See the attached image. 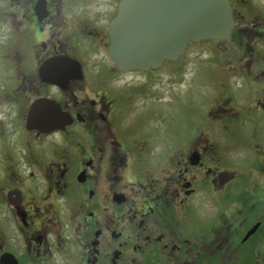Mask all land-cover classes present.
Listing matches in <instances>:
<instances>
[{
    "label": "flooded vegetation",
    "instance_id": "af4514ba",
    "mask_svg": "<svg viewBox=\"0 0 264 264\" xmlns=\"http://www.w3.org/2000/svg\"><path fill=\"white\" fill-rule=\"evenodd\" d=\"M120 1L0 0V264H264V0L147 72L109 56ZM205 45L211 73L149 108ZM39 102L59 121L32 129Z\"/></svg>",
    "mask_w": 264,
    "mask_h": 264
},
{
    "label": "water",
    "instance_id": "95a60500",
    "mask_svg": "<svg viewBox=\"0 0 264 264\" xmlns=\"http://www.w3.org/2000/svg\"><path fill=\"white\" fill-rule=\"evenodd\" d=\"M231 28L226 0H121L108 53L121 71H148L178 58L188 42L227 40ZM41 109L31 110L28 126L51 123Z\"/></svg>",
    "mask_w": 264,
    "mask_h": 264
},
{
    "label": "rangeland",
    "instance_id": "374dc122",
    "mask_svg": "<svg viewBox=\"0 0 264 264\" xmlns=\"http://www.w3.org/2000/svg\"><path fill=\"white\" fill-rule=\"evenodd\" d=\"M208 51L209 47L206 45L201 48H190L180 64L182 68V75L180 76H171V73L176 74L178 72L175 70H162L161 76H153L152 92L154 96L160 99L155 98L152 101V98H148L144 100L149 103L147 106L152 110L162 108L164 113H166V99L171 98L172 94L181 95L183 98L184 93L190 89L189 85H195V79L193 80L195 74L203 73L205 70L211 73L213 65ZM181 80H183V87L180 85ZM204 91L206 90L204 89ZM185 100L186 99H184V105L187 107V102H185Z\"/></svg>",
    "mask_w": 264,
    "mask_h": 264
}]
</instances>
